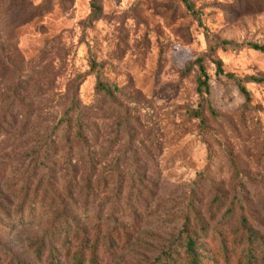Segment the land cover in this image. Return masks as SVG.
<instances>
[{
  "label": "rangeland",
  "instance_id": "1",
  "mask_svg": "<svg viewBox=\"0 0 264 264\" xmlns=\"http://www.w3.org/2000/svg\"><path fill=\"white\" fill-rule=\"evenodd\" d=\"M190 2L0 0V264H40L11 219L27 179L84 206L99 264L187 235L201 264H264V0Z\"/></svg>",
  "mask_w": 264,
  "mask_h": 264
},
{
  "label": "trees",
  "instance_id": "2",
  "mask_svg": "<svg viewBox=\"0 0 264 264\" xmlns=\"http://www.w3.org/2000/svg\"><path fill=\"white\" fill-rule=\"evenodd\" d=\"M182 1L188 10H192L190 0ZM246 45L264 52L263 45L253 42H247ZM216 64L218 72L226 74L218 61ZM199 70L201 78L198 88L208 95L210 91L208 75L201 64L199 65ZM226 75L231 76V74ZM260 80V78H256L255 81ZM97 87L102 92L107 93L110 91L109 87L103 83H99ZM240 90L245 97H248V92L241 85ZM30 189L31 184L29 179H27L22 191L23 199H26L24 202L29 199L27 201L28 204L25 206L24 203H19L11 219L15 222V227L24 228V230L34 227L31 230L33 234L27 246L34 260L40 264H99L98 244L91 243L86 228L79 226L81 217L86 212L84 206L70 208L66 204L64 196L60 197V194L57 195L55 193L52 195L53 198H56L54 202L49 197V190H43V188H41V192H43L42 200H37V196H39L37 191L40 189L39 183L35 186L32 197L29 198ZM65 190H67L65 198L67 196L71 199L73 191L71 186L67 185ZM38 213H41V216L49 215L41 227H35L34 225ZM241 227L248 235H253L243 216H241ZM195 245V242L187 235L183 243L163 247L154 259L144 264H183L179 260L180 251L178 249H180V246L183 249L188 264H201ZM10 264L31 263L22 257L21 254L13 252L10 257Z\"/></svg>",
  "mask_w": 264,
  "mask_h": 264
}]
</instances>
